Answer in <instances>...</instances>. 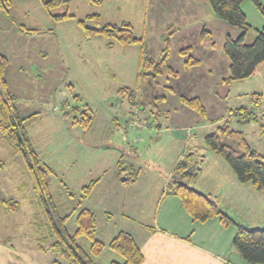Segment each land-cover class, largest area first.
<instances>
[{
	"label": "rangeland",
	"instance_id": "374dc122",
	"mask_svg": "<svg viewBox=\"0 0 264 264\" xmlns=\"http://www.w3.org/2000/svg\"><path fill=\"white\" fill-rule=\"evenodd\" d=\"M168 2L172 1L70 0L47 12L40 0H15L8 16L0 10V54L7 60V91L15 98L20 118L34 117L25 128L29 142L39 163L53 171L42 201L33 190V179L22 157L0 134V161L4 163L0 191L19 204L18 210L8 215L0 207V242H9L39 264H51L60 261L49 250V245L57 241L52 224L65 218L62 229L73 235L76 217L83 208L94 213V239L106 246L120 230L131 235L152 227L156 191L159 185L163 187L178 154L189 150L184 136L191 135L190 145L199 142L204 146L203 138L224 123L230 110L245 107L257 117L247 123L230 118L229 127L242 132L252 149L264 157V98L259 106L253 99L254 90L264 92V75L262 79L253 76L243 80L242 84L232 82L225 100L213 98L210 93H216L215 89L208 91L216 82L213 79L220 78V58L228 61L221 51L225 37L237 39L241 30L215 21L210 10L204 12L205 5L209 7L207 0H184L180 5ZM193 3L200 5L190 9ZM90 15H98L101 25L129 23L134 36L144 40L150 58L156 61L168 38L167 66L175 76L163 69L156 79L160 86L150 92L144 90L149 81L137 80L138 46L124 48L99 36L87 39L79 22L97 28L94 20L87 19ZM203 25L210 35L200 38ZM211 44L213 53L208 49L205 53ZM183 49L187 50L182 55ZM190 58L200 66L183 67ZM209 65L213 71L206 73ZM130 91L135 93V106L128 101L126 92ZM220 91L225 94L226 88ZM149 94L159 95L154 101L158 114L151 112ZM180 97L199 99L206 114L203 124L208 128L199 130L192 125L198 116L183 106ZM185 111L191 117L185 116ZM85 112L92 118L88 131L72 124L74 117L80 118ZM125 139L131 142L127 144ZM205 161L210 179L234 177L222 158L209 152ZM136 173L137 184L133 185ZM125 177L127 182L121 183ZM94 180L98 183L85 197L82 188ZM202 181L203 186L209 184L205 176ZM257 204L264 209L259 200ZM253 207L255 213H238L240 219L234 220L241 223L244 216H250L247 219L251 223L256 219L263 226V219L256 218L262 209L257 211L253 201L245 203V209ZM229 208L233 212V204ZM77 244L89 255V240L81 238ZM95 261L122 262L107 248Z\"/></svg>",
	"mask_w": 264,
	"mask_h": 264
},
{
	"label": "trees",
	"instance_id": "16d2710c",
	"mask_svg": "<svg viewBox=\"0 0 264 264\" xmlns=\"http://www.w3.org/2000/svg\"><path fill=\"white\" fill-rule=\"evenodd\" d=\"M12 1L15 0H0V10L5 16L9 15L8 8ZM40 1L47 12L70 2V0ZM207 1L215 18L241 30L240 36L237 39L226 36L223 42L222 52L229 61V75L222 80L219 87L223 86L227 88L233 81L249 78L256 68L264 63V26L261 31L256 32L254 40L250 44H247L245 36L250 27L240 7L244 1H249L264 19V4L262 0ZM63 17L69 18L70 16L64 15ZM87 19L94 20L96 25H98L97 28H88L84 25L83 21L79 22L87 39L99 36L105 39H112L124 48L138 46L137 80L139 81L141 78H144L149 81L147 88L144 87V90L146 89L150 92L160 86L156 82V79L162 74L163 69L166 70L168 75L175 76V73L167 66L168 38L165 39L166 48L162 51L161 58L156 61L150 58L144 40L134 36L132 26L129 23H122L120 26L113 24L101 25L98 15H90ZM186 50H181L180 54H185ZM198 63L197 60L190 58L188 61H185L184 67L187 68L189 65H196ZM6 66V58L0 54V134L11 144L13 151L22 157L24 165L33 179V190L44 201V196L48 193L49 180L53 171L48 166L39 163L37 154L31 147L25 128L29 120L34 117L30 116L22 119L18 116L14 105L15 98L7 91L4 78ZM217 90L218 88L215 89L216 93ZM126 94L130 105L135 106L137 103L135 93L130 91L126 92ZM149 95L147 99L151 112L158 114L154 101L157 100V96L159 95ZM163 96L161 94L160 97L163 98ZM262 98L259 94H253L255 106H259ZM179 99L185 108L196 113L198 122L201 123L205 120V109L198 98L180 97ZM82 115L80 118L74 117L72 124H80L88 131L92 127V118L86 112ZM230 118L235 119L239 123L257 120L253 112L245 107L230 110L229 117L224 120V123L217 126L213 132L203 138L204 147L213 155L223 159L240 184H250L255 191L264 193V157L260 156L250 147L242 132L232 130L229 127ZM125 141L127 143L131 142V140ZM190 164V155H187L176 164L167 181L166 194L178 197L184 209L195 222L203 223L209 219L218 217L224 227L235 226L237 232L231 244L233 250L246 264H264V209L263 226L261 228L249 229L236 224L230 217L222 213L206 196L189 185L196 176V171L193 167H190ZM3 168L4 163L0 161V169ZM97 183L98 180H94L82 188L83 194L86 195L85 197H88ZM0 207L5 213H13L18 210L19 204L11 199H6L0 191ZM64 219L59 220L58 224H52L57 241H54L49 246V250H52L60 258V261L54 260L52 264H98L95 259L101 255L104 248H107L109 252L117 255L122 260L121 263L112 261L109 264L143 263L140 247L127 232H118L108 242L107 246L94 239L96 219L91 210L83 208L79 211L73 235H69L63 231L62 223ZM81 238L90 241L89 255L84 253L82 248L77 244V241Z\"/></svg>",
	"mask_w": 264,
	"mask_h": 264
},
{
	"label": "crops",
	"instance_id": "0c3cea01",
	"mask_svg": "<svg viewBox=\"0 0 264 264\" xmlns=\"http://www.w3.org/2000/svg\"><path fill=\"white\" fill-rule=\"evenodd\" d=\"M169 1H177L178 5L180 2L183 3L184 0H169ZM172 2H168L169 5ZM176 2V3H177ZM264 4V0H262ZM160 3V2H159ZM163 3L161 6H163ZM200 4L193 3L192 8ZM206 9L204 12H209V7L205 5ZM241 10L244 13L247 23L250 27L246 36L245 42L250 44L256 35L257 31H261L264 26V19L258 13V11L252 6V4L248 1H244L241 4ZM173 9V8H172ZM185 9V7H183ZM214 20L217 22L219 21L213 15L212 11L210 10ZM209 15V14H208ZM249 15V19H248ZM221 22V21H219ZM169 25V24H168ZM172 25V24H171ZM200 33V38L203 36L204 31L206 35H210L203 25ZM253 31L254 34L250 33ZM230 36L231 35H227ZM237 37L240 36L239 33L236 34ZM213 53L214 45H208L206 48ZM222 51V50H221ZM223 54V52H222ZM224 55V54H223ZM212 59V56H210ZM138 60V59H137ZM223 58H220V66L222 67L221 71H217V74L220 75L213 79V84L210 85L208 91H213L214 89L218 88L217 93H210L212 94L213 98L221 101L227 99L229 96L230 86L233 84L231 83L229 87L226 88L225 94H221L220 89L224 88L223 86L219 87L222 83V80L227 78L229 74V61H223ZM228 60V59H227ZM211 63V62H210ZM213 65V64H211ZM197 66H200V62ZM184 67V66H183ZM264 63L260 64L255 72L245 81L249 80L253 76H260V79L263 78L264 75ZM208 68V69H207ZM206 68V73H210L213 71V67L210 65ZM263 68V69H262ZM212 78V77H211ZM234 82V81H233ZM242 84L243 80L235 81ZM234 82V83H235ZM255 93L263 95L264 92H260V90H254ZM258 91V92H257ZM187 111H185V116L191 117ZM264 117V115H263ZM194 124L197 129L203 130L208 128L209 125L203 124V122H198V118H194ZM196 122L199 124L196 125ZM263 127V126H262ZM210 134V133H209ZM176 137V136H174ZM196 137V135H194ZM178 137L175 138V141H178ZM184 139L188 141L187 151H181L178 154L176 164L180 162L184 157L187 155L191 156V164L190 167H193L196 171V176L194 179L189 183V185L201 193L202 195L206 196L210 201H212L217 208L228 217H230L236 224L242 225L246 228L253 229L255 227L261 228L262 221L258 220L259 222L251 223L247 217L243 218L242 222H238L240 219L238 213L245 214H253L255 213V208L252 209L246 208L245 203L249 201H253L255 203V207L259 208L258 200L260 201L261 206L264 205V196L258 195L264 194L262 192L255 191L250 184H240L235 176L234 177L228 176H221L211 178L206 175L208 164H206V159L209 154V151L202 146L199 142L190 145L191 135L184 136ZM129 144V143H127ZM250 145V144H249ZM251 147V146H250ZM252 148V147H251ZM254 150V149H253ZM255 151V150H254ZM260 155V154H259ZM261 156V155H260ZM263 157V156H262ZM175 164V166H176ZM174 166V168H175ZM227 166V165H226ZM174 168L169 173V175L165 178V182L163 187L159 185L156 194L153 198L154 202V217H153V224L152 227H148L147 229H141V231L136 232L134 234L131 232L134 240L138 244L141 250V254L143 256V263L142 264H246L233 250L232 248V241L236 235V228L232 225L229 227H224L218 217L212 218L207 220L206 222H195L192 220L188 212L182 206L181 200L174 196L166 194V186L169 177L171 176ZM230 169V168H229ZM231 171V170H230ZM138 173L135 174L133 178V185L137 184L135 179H137ZM207 180L208 185L203 186L202 179ZM230 176V177H229ZM127 182L126 177L121 180V183ZM225 183L227 184L225 186ZM215 184L214 186H212ZM260 198V199H259ZM234 199V201H233ZM227 201V203L223 204V202ZM220 203H222L220 205ZM233 204V212L230 210L229 205ZM223 205V206H222ZM129 207L128 204H126ZM263 212V208L257 209V211ZM261 211L257 213V217L259 219H263ZM8 215L10 213H4ZM126 232L125 230H120ZM119 231V232H120ZM130 233V232H127ZM51 245V244H50ZM49 245V246H50ZM40 250H43L41 247ZM53 262V261H52ZM0 264H39L36 261L28 259L26 256L22 255L18 251H16L12 246H10L9 242H0ZM52 264V263H51Z\"/></svg>",
	"mask_w": 264,
	"mask_h": 264
},
{
	"label": "built area",
	"instance_id": "2783aa9c",
	"mask_svg": "<svg viewBox=\"0 0 264 264\" xmlns=\"http://www.w3.org/2000/svg\"><path fill=\"white\" fill-rule=\"evenodd\" d=\"M125 140H126V139H125ZM127 141H129V139H128ZM134 141L136 142V141H138V139L136 138V139H134ZM134 141H133V142H134Z\"/></svg>",
	"mask_w": 264,
	"mask_h": 264
}]
</instances>
